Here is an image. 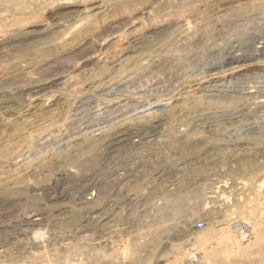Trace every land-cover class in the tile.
I'll use <instances>...</instances> for the list:
<instances>
[{
  "label": "rangeland",
  "instance_id": "374dc122",
  "mask_svg": "<svg viewBox=\"0 0 264 264\" xmlns=\"http://www.w3.org/2000/svg\"><path fill=\"white\" fill-rule=\"evenodd\" d=\"M251 1L254 4L257 1V4L254 5L252 3V5ZM263 6L264 0H248L238 5H230L232 11L229 6L220 10H215L216 8L211 7L208 9L209 13L205 16L209 21L203 18L204 16L201 12V15L199 14L193 17L194 19L196 18L198 22L195 21V23H193L194 20L190 18V22H192V25L190 24L191 26L188 24L183 25L182 22V27H172L168 30L169 32H163V34L159 36L160 40L157 37L152 43L149 42L150 44H147L149 49H146V51L138 50V52L134 51L126 53V55L125 53L123 55L119 54L117 57L115 56L117 53H115V50H119L116 46L124 39V37L122 39L120 38L122 34H127V32L129 33L132 29L134 31L137 29L135 27H138L140 33L138 31L137 34L141 35L142 32L141 29H139L140 24H138V19L135 20L136 26L134 24V26L131 25L130 27H125L126 25L121 26L120 30L107 40L106 50L97 53L96 57L92 55L86 58V60L65 59L66 61L64 60V64L63 60L55 58L57 54L54 53L53 55V52H50L51 48L48 49L47 47H43L42 49L40 46L32 45L30 49L29 45H27L28 42L27 44L24 43L25 45H21V47L18 44H12L15 48L8 44L7 48H4V50L3 47H1L0 66L2 67H0V75H2V73L3 75L0 78V91L2 90V92H0L2 97V99L0 97V106H2L0 107V153L8 151L3 153L4 156L2 153L0 154V264H6L7 262V264H28L36 258L35 253H44L47 251L50 252L49 254L52 258L57 259L58 264H67V262H69L68 264H171L174 260L172 258L180 252L178 247L181 249L185 247L184 252L193 248L190 241L193 237L191 235L192 231H204L208 227L215 230V222H224L225 224V221L227 223L228 220L231 221H229L231 225H234L235 222H239L240 225L243 226V232L247 237L251 234H254L252 236H257L261 231L262 238H264V189L259 190L255 188L254 184L257 183V179H254V175L251 172H245L243 168L246 165V167L249 166L247 168L252 170L253 166L254 169H260V175H262V177L264 175ZM238 7L241 8L238 9ZM250 7H252V10H257H251L253 13L262 12L263 16L261 17L252 12H248ZM243 12L244 14H242ZM198 16L202 18L200 19ZM249 16L251 19H249ZM260 17L262 19H260ZM237 21H239L240 24L242 22L241 27L239 24H237L239 27L237 25H232L231 28L230 26H225L226 23L235 22L234 24H236ZM74 22L75 21H72L71 23ZM124 22L126 21L124 20ZM194 25L196 26L194 27ZM177 27H179V29H177ZM228 28L231 30L229 29L230 31H227ZM173 30L176 31L174 32ZM233 30H235L236 33ZM250 34H252V36ZM227 36L230 38L234 37V39L232 40L231 38L229 41V37ZM210 37L214 40H211ZM239 37H243V42L238 40L240 39ZM246 37H248V39ZM43 39H45V37ZM155 41L157 43H155ZM111 42L113 45L109 44ZM218 44L220 47H218ZM26 45L28 46L27 48L25 47ZM222 46L226 49H222ZM9 48L10 50L17 49L18 51L15 50L12 53V50L10 51ZM28 49L31 51L29 52ZM39 49L42 51L39 53H42L44 58L46 54L47 59L43 57L36 58L37 60L35 59L34 54H38L36 52L40 51ZM181 50L183 53L186 52L183 54L179 52ZM109 51L110 53H108ZM10 52L13 55H10ZM24 52L27 53L25 54ZM170 52H172V54ZM12 56L16 59L13 60ZM181 57H183V59ZM5 58L7 59L5 60ZM178 59L185 60L181 62L180 60L178 61ZM15 60L17 62H14ZM50 61L53 63L51 66ZM186 61L188 64L185 63ZM56 62L58 64L60 62L62 63L59 65L57 64L60 69L56 68L58 67L56 66ZM88 62L90 64H88ZM44 63L48 71L45 68L43 70L42 67L44 66L42 65ZM48 63L49 65L47 66ZM68 63H70L69 67H67ZM25 64H28V66L25 67ZM32 64H34V66ZM39 64L40 66H37ZM66 64L67 66H65ZM86 64L89 66H86ZM243 64L246 66L238 68V66ZM53 65H55L54 68H52ZM84 66H86V68H84ZM78 67L81 68L79 69ZM33 68L36 70H33ZM9 69L12 70L10 71ZM20 69L21 71H19ZM216 69L220 71V74H216ZM28 70L32 72V80L30 79L31 77L29 78L30 75L28 76L27 74ZM42 70L45 71L44 73L48 72V74L42 73ZM81 70L84 73H81ZM22 71L25 72L27 76H25L26 74ZM78 72L80 73L77 75ZM13 73H16L15 75L19 79L16 78ZM41 73L44 76H42ZM37 74L40 76H37ZM6 75L9 79H12H6ZM50 77L53 80H51ZM7 81H11L12 84ZM27 81L30 82L28 83ZM30 83L31 86L29 88L27 86L30 85ZM50 84L51 86H49ZM19 85L22 88H20ZM4 86H6V89ZM12 86H15V88L18 87V89ZM14 89L16 92H14ZM23 90L25 95H23L24 93L21 94ZM39 92H41L40 95ZM12 93H14V95ZM19 94L21 97H19ZM5 96H11L13 99L8 97L5 98ZM22 96H27V98L25 97V99ZM198 97H200V99ZM41 98L44 99V101ZM8 99L12 100L8 101ZM31 99L42 101L41 104H44L43 107H46L41 111L48 114H42V112L39 111L40 108L34 109V112V105L32 106V104H29L31 103ZM25 100L27 101L24 102ZM17 102L18 104L21 102V105L19 104L20 106H18ZM184 102H188L189 105L191 104L192 106H195L197 104L196 102H198L196 105L197 109L194 108L189 110L179 107L176 109L177 112L175 111L176 116L174 114L175 117L172 116L173 119L171 120L169 116L173 108ZM219 103L223 105L220 106ZM55 105L57 107H55ZM51 111H54V113H51ZM146 113L155 117L148 116ZM38 115H40V117ZM165 115L167 116L164 117ZM146 116H148V121L146 120L145 122V119H147ZM10 118H12V120L18 118L20 123L22 118V120H24L22 123H25L24 125L28 123V125L24 126V130L17 131L15 135L11 130L5 127L3 128L2 126V124H9L11 121ZM118 118H120V120ZM139 120H141V122H139ZM150 120L153 122L151 123ZM166 122L168 123L166 124ZM116 125L120 128H117ZM106 130L107 132H105ZM182 130L184 132H182ZM3 131L6 133H3ZM96 132H99V134ZM91 137H93V139L95 137L97 139L103 137L102 146L104 147L102 148L101 146L100 150L96 153V156H98V163L95 166L92 167L91 165V168H88L90 164H86V168L81 167L80 169V167H76V160L81 157L82 150L90 141L89 138ZM188 140L189 142L191 140L190 143L195 145L196 152L194 154L188 153L184 155L183 153L186 151L183 149V146L187 144L186 142ZM199 144H201V146ZM225 145L227 147H225ZM257 147L259 148L257 149ZM231 148L234 150L231 151ZM228 152L230 154H228ZM46 159L48 160L46 161ZM33 160L36 161L34 162ZM70 163L72 164L70 165ZM244 163L245 165H243ZM247 163H249V165H247ZM39 164H41L43 170H41ZM36 165H38V168ZM34 166L36 168H34ZM51 166L54 168L51 169ZM75 169L77 170L75 171ZM189 170H191V172ZM193 170H195L194 173L192 172ZM238 171L241 172L239 173ZM195 172H198L199 175ZM43 174L45 176H43ZM30 175L31 177H29ZM22 177H26L27 179V185L24 186L28 190L26 197H12L3 192L4 186H12L16 183L15 181H17V179L20 180ZM9 178L13 180L10 179V181ZM256 185H258V183ZM37 186H39V188ZM132 186L137 187V189L132 188ZM205 186L207 188H205ZM28 188L30 191L33 190L34 192H30ZM34 198L37 199V203L33 201ZM184 199L186 201H184ZM177 202H179V204ZM33 203L39 206L37 205V207ZM212 211L214 213H212ZM161 220H164V222ZM40 222H42V224ZM252 236L251 238H253ZM210 245H212L211 248L216 247L213 241L209 246ZM199 251H197V253H199ZM39 264L46 263L40 262ZM182 264H198V262L193 259L185 258ZM205 264H207L206 260Z\"/></svg>",
  "mask_w": 264,
  "mask_h": 264
},
{
  "label": "bare ground",
  "instance_id": "6f19581e",
  "mask_svg": "<svg viewBox=\"0 0 264 264\" xmlns=\"http://www.w3.org/2000/svg\"><path fill=\"white\" fill-rule=\"evenodd\" d=\"M246 1H248V0H0V48L1 47H3V50H4V48H7V45L8 44H10V45H12V44H18V45H20V47H21V45H25L24 43H26L27 44V42H28V44L27 45H29V47L30 46H32V45H36V46H40V47H42V49H43V47L45 48V47H47L48 49H50L51 48V50H50V52H53V55H54V53L55 54H57L56 55V57L55 56H53V57H55V58H57V59H59V60H63V62H64V60L66 59H69V60H73V59H85L86 60V58H89V57H91L92 55H95L94 57H96V54L97 53H99V52H103L104 50H106L107 49V47H106V45H107V40L110 38V37H112L117 31H119L120 30V27L121 26H125V27H127V26H131V25H135L136 26V24H135V20H139V23L138 24H140V26H139V29H141V35H138L137 33H138V31H139V33H140V30H138V27H135V28H137L136 30H134L133 31V29H132V31H129V33L127 32V34L125 33L124 35L122 34V36L120 37L121 39L124 37V39L123 40H121V43H119V44H117V48H119V50L117 49V50H115V53H116V57H117V55H119V54H121V55H123L124 53H125V55H126V53H131V52H138V50H145L146 51V49H149V47L147 46V44L149 43V42H153L157 37L159 38V36H160V34H163V32H165V31H168L169 29H171L172 27L173 28H176V26H181L182 24L183 25H190L192 22H190L191 21V19L190 18H192L193 20H194V22L193 23H195V21L196 22H198L197 21V19L195 20L193 17L194 16H196V15H199L201 12H202V14H203V18H206L205 16H207V14L209 13V8H211V7H214V8H216L215 10H220V9H222V8H224V7H227V6H229V8H230V5H233V4H241V2H246ZM260 1V0H259ZM255 2V1H254ZM249 3H250V1H249ZM253 2L251 1V4H252ZM261 3V2H260ZM254 4V3H253ZM252 4V5H253ZM255 4H257V1H256V3ZM254 4V5H255ZM244 5V4H243ZM233 7H235V6H233ZM248 7V6H247ZM253 7V6H252ZM252 7H250L249 9V11L248 12H252L253 10L251 9ZM255 7V6H254ZM241 7H238V9H240ZM244 9H246L245 7H243ZM257 8V7H256ZM263 8H264V6H263ZM201 9H202V11H201ZM204 9V10H203ZM231 9V8H230ZM248 9V8H247ZM235 10V9H234ZM252 10V11H251ZM262 10V9H261ZM231 11H232V9H231ZM254 11H257V10H254ZM259 11V10H258ZM224 12V11H223ZM235 12V11H234ZM233 12V13H234ZM213 13V12H212ZM249 13V14H250ZM253 13V12H252ZM236 14V13H235ZM242 14H244V12L242 13ZM248 14V13H247ZM253 14H257V15H259V16H263V13L262 12H257V13H253ZM137 15H139V16H137ZM201 15V14H200ZM228 15H229V13H228ZM257 15H256V17H257ZM222 16V15H221ZM225 16H227V15H225ZM224 16V17H225ZM246 16V15H245ZM251 16V15H250ZM250 16H249V19H251L250 18ZM136 17H138V18H136ZM199 18H200V16H198ZM212 17V16H211ZM224 17H222V18H224ZM238 17V16H237ZM236 17V18H237ZM254 17V16H253ZM260 17V19H262ZM120 18V19H119ZM122 18V19H121ZM202 18V17H201ZM200 18V19H201ZM259 18V17H258ZM119 19V20H118ZM200 19H198V20H200ZM208 18H206V20H207ZM124 20L126 21V22H124ZM204 20V19H203ZM256 20V19H255ZM72 21H75L74 23H71ZM202 21V20H201ZM208 21H209V19H208ZM214 21V20H213ZM220 21V20H219ZM236 21V20H235ZM248 21V20H247ZM183 22V23H182ZM233 22V21H232ZM230 23L229 22V24L228 23H226L225 24V26L226 27H229L230 26V28L232 27V25H237V24H239L240 25V27H241V24H242V22H241V24H240V22L239 21H237L236 22V24H234V23ZM246 22V21H245ZM252 22V21H251ZM67 23V24H66ZM182 23V24H181ZM253 23V22H252ZM259 23V22H258ZM243 24H245V23H243ZM254 24V23H253ZM260 24V23H259ZM263 24H264V22H263ZM262 24V25H263ZM133 25V26H134ZM192 25V24H191ZM190 25V26H191ZM205 25V24H204ZM224 25V24H223ZM196 25H194V27H195ZM200 26V25H199ZM224 26V27H225ZM238 26V25H237ZM246 26V25H245ZM251 26V25H250ZM261 26V25H260ZM182 27V26H181ZM189 27V26H188ZM187 27V28H188ZM202 27V26H201ZM224 27H223V29H224ZM239 27V26H238ZM237 27V28H238ZM243 27H244V25H243ZM124 28V27H123ZM184 28H185V26H184ZM203 28V27H202ZM214 28V27H213ZM220 28V27H219ZM230 28H228V30L227 31H230L231 29ZM122 29V28H121ZM128 29V28H127ZM177 29H179V27H177ZM190 29H192V28H190ZM205 29V28H204ZM230 29V30H229ZM235 29H236V27H235ZM243 29V28H242ZM249 29V28H248ZM131 30V29H130ZM189 30V29H188ZM187 30V31H188ZM194 30V29H193ZM203 30V29H202ZM206 30V29H205ZM244 30V29H243ZM247 30V29H246ZM174 31V30H173ZM176 31V30H175ZM174 31V32H175ZM190 31V30H189ZM192 31V30H191ZM215 31V30H214ZM234 32H235V30H233ZM248 31V30H247ZM250 31H251V29H250ZM169 32V31H168ZM181 32V31H180ZM225 32V31H224ZM179 33V32H178ZM192 33V32H191ZM226 33V32H225ZM236 33V32H235ZM235 33H233V34H235ZM252 33V32H251ZM136 34V35H135ZM165 34V33H164ZM168 34V33H167ZM180 34H182V33H180ZM193 34V33H192ZM206 34V33H205ZM215 34V33H214ZM219 34V33H218ZM228 34H229V36H230V33L228 32ZM246 34V33H245ZM263 34V33H262ZM134 35V36H133ZM183 35V34H182ZM251 36H252V34H250ZM214 36V35H213ZM217 36V35H216ZM226 36V35H225ZM229 36H227V37H229ZM234 36V35H233ZM45 37V39H43ZM126 37V38H125ZM162 37V36H161ZM167 37V36H166ZM176 37V36H175ZM179 37V36H178ZM191 37V36H190ZM195 37V36H194ZM224 37V36H223ZM168 38V37H167ZM171 38V37H170ZM181 38V37H180ZM197 38H201V37H197ZM196 38V39H197ZM232 38V40L234 39V37H231ZM230 37H229V41H230V39H231ZM238 38V37H237ZM240 39H238L239 41H242V38L241 37H239ZM247 39H248V37H246ZM256 38H257V36H256ZM43 39V40H42ZM190 39V38H189ZM210 39H211V37H210ZM158 40V39H157ZM159 40H160V38H159ZM166 40V39H165ZM177 40V39H176ZM181 40V39H180ZM199 40V39H198ZM197 40V41H198ZM203 40V39H202ZM211 40H214V39H211ZM216 40V39H215ZM231 40V41H232ZM167 41V40H166ZM193 41V40H192ZM247 41V40H246ZM251 41V40H250ZM170 42V41H169ZM179 42V41H178ZM187 42V41H186ZM222 42V41H221ZM243 42V41H242ZM123 43V44H122ZM155 43H157L156 41H155ZM163 43V42H162ZM208 43H210V42H208ZM216 43V42H215ZM218 43V42H217ZM255 43V42H254ZM109 44H111V45H113V43L111 42V43H109ZM114 44H116V43H114ZM144 44H145V46H144ZM150 44V43H149ZM193 44V43H192ZM199 44V43H198ZM197 44V45H198ZM220 44H222V43H220ZM226 44H227V42H226ZM229 44V43H228ZM25 46L26 48L28 47V46ZM152 45V44H151ZM158 45V44H157ZM174 45V44H173ZM207 45H209V44H207ZM219 45V44H218ZM224 45V44H223ZM6 46V47H5ZM13 47H14V45H12ZM12 46H11V48H12ZM33 46V47H34ZM109 46V45H108ZM150 46V45H149ZM153 46V45H152ZM232 46V45H231ZM247 46V45H246ZM110 47V46H109ZM151 47V46H150ZM218 47H220V45L218 46ZM225 47V46H224ZM233 47V46H232ZM240 47V46H239ZM248 47V46H247ZM15 48V47H14ZM13 48V49H14ZM17 48H18V46H17ZM112 48H113V46H112ZM173 48V47H172ZM185 48V47H184ZM228 48V47H227ZM263 48V47H262ZM19 49V48H18ZM21 49V48H20ZM30 49H31V47H30ZM33 49V48H32ZM109 49V48H108ZM116 49V48H115ZM151 49V48H150ZM169 49V48H168ZM217 49V48H216ZM219 49V48H218ZM221 49V48H220ZM222 49H226V48H223V46H222ZM9 50H10V48H9ZM12 50V49H11ZM10 50V51H11ZM15 50H17V49H15ZM15 50H12V53L15 51ZM27 50V49H26ZM29 50V49H28ZM40 50V49H39ZM188 50V49H187ZM195 50V49H194ZM205 50V49H204ZM212 50V49H211ZM215 50V49H214ZM242 50V49H241ZM0 51H2L1 49H0ZM6 51V50H5ZM18 51V50H17ZM21 51H22V49H21ZM31 50H29V52H30ZM32 51H34V50H32ZM49 51V50H48ZM112 51V50H111ZM167 51V50H166ZM171 51V50H170ZM225 51V50H224ZM227 51V50H226ZM239 51V50H238ZM247 51V50H246ZM4 52V51H3ZM28 52V53H29ZM39 52H42L41 50L40 51H38V52H36V53H38V54H34V56H35V59L36 58H39V57H43L44 58V56H42V53H39ZM113 52H114V50H113ZM140 52V51H139ZM175 52V51H174ZM179 52H182V50L181 51H179ZM186 52V51H185ZM184 52V53H185ZM203 52V51H202ZM259 52H260V50H259ZM262 52V51H261ZM5 53V52H4ZM9 53V52H8ZM8 53H7V55H8ZM19 53H22V52H19ZM25 54L27 53V52H24ZM108 53H110V51L108 52ZM158 53V52H157ZM171 54H172V52H170ZM183 53V52H182ZM183 53V54H184ZM197 53V52H196ZM213 53V52H212ZM232 53V52H231ZM230 53V54H231ZM240 53V52H239ZM246 53V52H245ZM6 54V53H5ZM23 54V53H22ZM106 54V53H105ZM155 54H156V52H155ZM177 54V53H176ZM202 54V53H201ZM234 54V53H233ZM241 54V53H240ZM1 55H2V53H1ZM10 55H13V54H11V52H10ZM108 55V54H107ZM109 55H111V54H109ZM228 55V54H227ZM226 55V56H227ZM239 55V54H238ZM3 56V55H2ZM26 56H28V55H26ZM25 56V57H26ZM103 56V55H102ZM178 56V55H177ZM198 56V55H197ZM231 56V55H230ZM245 56V55H244ZM263 56V55H262ZM107 57H109V56H107ZM160 57V56H159ZM190 57V56H189ZM0 58H1V56H0ZM4 58V57H3ZM12 58H13V60L14 59H16V58H14L13 56H12ZM12 58H11V61H12ZM24 58V57H23ZM26 58H28V57H26ZM45 58H46V54H45ZM44 58V59H45ZM112 58V57H111ZM178 58V57H177ZM182 59H183V57H181ZM211 58H213V57H211ZM239 58V57H238ZM241 58V57H240ZM7 58H5V60H6ZM18 59H19V57H18ZM25 59V58H24ZM23 59V60H24ZM47 59V58H46ZM50 59V58H49ZM98 59V58H97ZM145 59V58H144ZM167 59V58H166ZM180 60V59H178V61L180 60L181 62L182 61H184V60ZM194 59V58H193ZM197 59V58H196ZM223 59V58H222ZM227 59V58H226ZM229 59V58H228ZM20 60V59H19ZM22 60V61H23ZM29 60V59H28ZM37 60V59H36ZM36 60H34V61H36ZM40 60H41V58H40ZM65 60V61H66ZM90 60H92V59H90ZM95 60V59H94ZM105 60V59H104ZM107 60V59H106ZM110 60V59H109ZM171 60V59H170ZM239 60H241V59H239ZM25 61H27V60H25ZM53 61V60H52ZM101 61V60H100ZM224 61V60H223ZM5 62V61H4ZM14 62H17L16 60L14 61ZM38 62H39V60H38ZM41 62V61H40ZM43 62V61H42ZM59 62V61H58ZM90 62V61H89ZM88 62V64H90V63H93L92 61L89 63ZM123 62V61H122ZM127 62V61H126ZM31 63V62H30ZM29 63V64H30ZM32 63H35V62H32ZM55 63V62H54ZM61 63V62H60ZM59 63V64H60ZM67 63V62H66ZM71 63V62H70ZM70 63H68V66H67V64L65 65V66H67V67H69V64ZM76 63V62H75ZM185 63H187V61L185 62ZM209 63V62H208ZM218 63H220V62H218ZM242 63V62H241ZM244 63V62H243ZM0 64H1V59H0ZM17 64V63H16ZM42 64V63H41ZM51 64H53V63H51V61H50V66H51ZM58 63L56 62V66H58L57 65ZM62 64V63H61ZM64 64H65V62H64ZM88 64H86V66L88 65ZM98 64V63H97ZM168 64V63H167ZM188 64V63H187ZM203 64V63H202ZM14 65H15V63H14ZM22 65V64H21ZM26 65V64H25ZM33 66H34V64H32ZM31 65V66H32ZM46 64L44 63L42 66H44V67H42L43 68V70H44V68L46 67L45 66ZM49 65V63L47 64V66ZM73 65H76V64H73ZM82 65V64H81ZM93 65H95V64H93ZM102 65V64H101ZM160 65V64H159ZM181 65H182V63H181ZM192 65V64H191ZM207 65H210V64H207ZM220 65V64H219ZM218 65V66H219ZM17 66V65H16ZM22 66H24V65H22ZM28 66V64L25 66V67H27ZM37 66H40V64L39 65H37ZM37 66H35V67H37ZM49 66V67H50ZM54 66L55 65H53V67L52 68H54ZM86 66H84V68H86ZM89 66V65H88ZM91 66V65H90ZM104 66H105V64H104ZM177 66V65H176ZM188 66V65H187ZM202 66V65H201ZM206 66V65H205ZM215 66V65H214ZM222 66V65H221ZM235 66V65H234ZM243 66H246L245 64H243V65H240V66H238V68H241V67H243ZM262 66V65H261ZM0 67H2V66H0ZM11 67V66H10ZM18 67V66H17ZM30 67V66H29ZM48 67V68H49ZM63 67V66H62ZM102 67V66H101ZM210 67V66H209ZM5 68V67H4ZM12 68H13V64H12ZM24 68V67H23ZM40 68V67H39ZM56 68H59V66L58 67H56ZM55 68V69H56ZM74 68H75V66H74ZM74 68H72V69H74ZM79 68V67H78ZM81 68V67H80ZM79 68V69H80ZM89 68V67H88ZM158 68V67H157ZM175 68V67H174ZM185 68H186V66H185ZM246 68V67H245ZM6 69V68H5ZM15 69H16V67H15ZM25 69V68H24ZM41 69V68H40ZM40 69H39V71H40ZM46 69V68H45ZM50 69H51V67H50ZM54 69V70H55ZM60 69V68H59ZM63 69V68H62ZM223 69V68H222ZM2 70V69H1ZM10 71L12 70V69H9ZM23 70V69H22ZM30 70V69H29ZM29 70H28V76H29V78L32 80V76H31V74H32V72H29ZM31 70H32V68H31ZM33 70H36V69H34L33 68ZM38 70V69H37ZM42 70V71H43ZM47 70V69H46ZM66 70V69H65ZM70 70V69H69ZM83 70V69H82ZM81 70V73L83 72ZM89 70V69H88ZM99 70V69H98ZM162 70V69H161ZM3 71V70H2ZM19 71H21V69L19 70ZM39 71H38V73H39ZM48 71V70H47ZM51 71V70H50ZM57 71H58V69H57ZM80 71V70H79ZM92 71H93V68H92ZM185 71V70H184ZM4 72V71H3ZM13 72H14V70H13ZM18 72V71H17ZM23 72V71H22ZM45 71H43L42 73H44ZM55 72H56V70H55ZM73 72V71H72ZM117 72V71H116ZM125 72V71H124ZM190 72V71H189ZM202 72V71H201ZM215 72V71H214ZM216 74H220V71L219 70H217L216 69ZM240 72V71H239ZM23 73H25V72H23ZM42 73H41V75H42ZM53 73V72H52ZM69 73H70V71H69ZM76 73V72H75ZM80 72H78L77 73V75L79 74ZM84 73V72H83ZM100 73V72H99ZM114 73V72H113ZM112 73V74H113ZM159 73V72H158ZM185 73V72H184ZM198 73V72H197ZM8 74H9V72H8ZM14 74V73H13ZM16 74V73H15ZM14 74V75H15ZM26 74V73H25ZM27 74L25 75V76H27ZM44 74H48V72L47 73H44ZM58 74V73H57ZM72 74V73H71ZM134 74V73H133ZM136 74V73H135ZM152 74V73H151ZM155 74H157V73H155ZM174 74V73H173ZM172 74V75H173ZM176 74H177V72H176ZM188 74V73H187ZM190 74V73H189ZM2 75H3V73H2ZM2 75H0V78H1V76ZM34 75V74H33ZM54 75V74H53ZM60 75V74H59ZM66 75V74H65ZM70 75V74H69ZM84 75V74H83ZM95 75V74H94ZM107 75V74H106ZM146 75V74H145ZM202 75V74H201ZM9 76V75H8ZM13 76V75H12ZM16 76V75H15ZM24 76V77H25ZM37 76H40V75H38L37 74ZM42 76H44V75H42ZM47 76V75H46ZM58 76V75H57ZM62 76V75H61ZM60 76V77H61ZM75 76V75H74ZM80 76H81V74H80ZM79 76V77H80ZM103 76V75H102ZM131 76V75H130ZM144 76V75H143ZM148 76V75H147ZM181 76V75H180ZM220 76V75H219ZM11 77V76H10ZM34 77V76H33ZM35 77H36V73H35ZM34 77V78H35ZM83 77V76H82ZM104 77V76H103ZM132 77V76H131ZM2 78H5V77H2ZM8 77H7V75H6V79H7ZM15 78V77H14ZM13 78V79H14ZM16 78H18L17 76H16ZM26 78V77H25ZM24 78V79H25ZM28 78V77H27ZM33 78V79H34ZM51 78V77H50ZM77 78V77H76ZM144 78V77H143ZM151 78V77H150ZM169 78V77H168ZM10 79H12V78H10ZM9 78H8V80H10ZM19 79V78H18ZM22 79H23V77H22ZM45 79V78H44ZM62 79V78H61ZM66 79V78H65ZM64 79V80H65ZM88 79V78H87ZM137 79V78H136ZM1 80V79H0ZM20 80H21V76H20ZM25 80H27V79H25ZM29 80V79H28ZM39 80H40V77H39ZM51 80H53L52 78H51ZM58 80V79H57ZM73 80V79H72ZM72 80H70V81H72ZM75 80V79H74ZM82 80H83V78H82ZM81 80V81H82ZM108 80V79H107ZM130 80V79H129ZM144 80V79H143ZM19 81V80H18ZM17 81V82H18ZM66 81V80H65ZM78 81H79V79H78ZM104 81V80H103ZM134 81V80H133ZM146 81V80H145ZM168 81H170V80H168ZM177 81V80H176ZM2 82H3V80H2ZM7 82H9V81H7ZM11 82V81H10ZM9 82V83H10ZM13 82H14V80H13ZM28 82V81H27ZM30 82V81H29ZM28 82V83H29ZM35 82V81H34ZM44 82V81H43ZM63 82V81H62ZM77 82V81H76ZM80 82V81H79ZM22 83H23V81H22ZM21 83V84H22ZM32 83V82H31ZM31 83H30V85H25V86H27V87H29L30 88V86H31ZM42 83V82H41ZM52 83V82H51ZM55 83H56V81H55ZM78 83V82H77ZM108 83V82H107ZM130 83V82H129ZM132 83V82H131ZM179 83V82H178ZM177 83V84H178ZM4 84V83H3ZM11 84H12V82H11ZM15 84V83H14ZM25 84V83H24ZM32 84H34V83H32ZM37 84V83H36ZM43 84V83H42ZM69 84H71V83H69ZM73 84V83H72ZM174 84H176V83H174ZM8 85H10V84H8ZM62 85V84H61ZM108 85V84H107ZM168 85V84H167ZM20 86V85H19ZM24 86V85H23ZM36 86V85H35ZM34 86V87H35ZM49 86H51V84L49 85ZM84 86V85H83ZM88 86V85H87ZM173 86V85H172ZM175 86V85H174ZM5 87V89H6V86H4ZM13 87V86H12ZM11 87V88H12ZM26 87V88H27ZM33 87V86H32ZM31 87V88H32ZM41 87V86H40ZM43 87H44V85H43ZM79 87V86H78ZM13 88H15V86L13 87ZM20 88H22L21 86H20ZM24 88V87H23ZM25 88V89H26ZM39 88V87H38ZM68 88V87H67ZM74 88V87H73ZM82 88V87H81ZM80 88V89H81ZM15 89H18V87L17 88H15ZM14 89V90H15ZM37 89V88H36ZM169 89V88H168ZM171 89V88H170ZM187 89V88H186ZM13 90V89H12ZM21 90V89H20ZM34 90V89H33ZM59 90V89H58ZM63 90H64V88H63ZM75 90V89H74ZM82 90V89H81ZM5 91V90H4ZM19 91V90H18ZM0 92H2V90L0 91ZM6 92V91H5ZM11 92V91H10ZM14 92H16V90L14 91ZM29 92V91H28ZM109 92V91H108ZM166 92V91H165ZM169 92V91H168ZM19 93H20V91H19ZM24 93V90H23V92L21 93V94H23ZM38 93V92H37ZM40 93L41 92H39V95H40ZM70 93V92H69ZM8 94H9V92H8ZM13 95H14V93H12ZM28 94V93H27ZM31 94V93H30ZM83 94V93H82ZM257 94V93H256ZM23 95H25V93L23 94ZM35 95H37V94H35ZM160 95H162V94H160ZM206 95V94H205ZM255 95V94H254ZM3 96H4V94H3ZM259 96V95H258ZM0 97H1V95H0ZM8 97V96H7ZM6 96H5V98H7ZM19 97H21L20 96V94H19ZM22 97H26L27 98V96H22ZM92 97V96H91ZM210 97V96H209ZM256 97H257V95H256ZM260 97V96H259ZM8 98H12L11 96L10 97H8ZM24 98H22V99H24ZM25 98V99H26ZM43 98V97H42ZM41 98V99H42ZM50 98V97H49ZM93 98V97H92ZM95 98V97H94ZM199 99H200V97H198ZM249 98V97H248ZM1 99H2V97H1ZM3 99H4V97H3ZM13 99V98H12ZM12 99H8V101L9 100H12ZM19 99H21V98H19ZM64 99V98H63ZM96 99V98H95ZM163 99V98H162ZM174 99V98H173ZM201 99H202V97H201ZM235 99V98H234ZM252 99V98H251ZM14 100H15V98H14ZM43 101H44V99H42ZM65 100V99H64ZM90 100V99H89ZM183 100V99H182ZM226 100V99H225ZM254 100V99H253ZM257 100V99H256ZM27 100H25L24 102H26ZM48 101V100H47ZM185 101V100H184ZM216 101V100H215ZM238 101V100H237ZM239 101H240V99H239ZM242 101V100H241ZM244 101V100H243ZM259 101V100H258ZM2 102V101H1ZM4 102V101H3ZM23 102V103H24ZM31 103H29V104H32V106L34 105V108H33V110L34 109H37V108H40L39 109V111H43V108L44 107H46V106H44L43 107V105L41 104V102L39 101V100H37V99H31V101H30ZM82 102V101H81ZM86 102V101H85ZM199 102V101H198ZM198 102H196L197 104H198ZM214 102V101H213ZM227 102V101H226ZM245 102V101H244ZM252 102V101H251ZM261 102H262V100H261ZM13 103V102H12ZM68 103V102H67ZM116 103V102H115ZM212 103V102H211ZM216 103V102H215ZM222 103V102H221ZM230 103V102H229ZM248 103V102H247ZM255 103H256V101H255ZM17 104H18V102H17ZM19 104L21 105V102H19ZM18 104V106H20ZM46 104V103H45ZM70 104V103H69ZM82 104V103H81ZM80 104V105H81ZM96 104V103H95ZM117 104V103H116ZM179 104V103H178ZM193 104V103H192ZM196 104V105H197ZM218 104V103H217ZM220 104V103H219ZM249 104V103H248ZM262 104H263V102H262ZM261 104V105H262ZM196 105L195 106H192L191 104L189 105V103L188 102H184V103H180L179 105H176L174 108H173V110H172V112H171V114H170V118H171V120L173 119V117L172 116H174V114H175V111L177 112V108H179V107H181V108H187V109H189V110H192V109H194V108H196ZM207 105V104H206ZM205 105V106H206ZM221 105H223V104H220V106ZM257 105H259V104H257ZM15 106V105H14ZM86 106V105H85ZM92 106V105H91ZM100 106H102V105H100ZM119 106V105H118ZM190 106H192V107H190ZM213 106V105H212ZM233 106V105H232ZM0 107H2V106H0ZM55 107H57L56 105H55ZM77 107H78V105H77ZM84 107V106H83ZM97 107V106H96ZM99 107V106H98ZM215 107V106H214ZM228 107V106H227ZM249 107V106H248ZM258 107V106H257ZM21 108V107H20ZM31 108V107H30ZM29 108V109H30ZM81 108V107H80ZM90 108V107H89ZM180 108V109H181ZM218 108V107H217ZM254 108V107H253ZM46 109V108H45ZM62 109V108H61ZM108 109V108H107ZM187 109H185V110H187ZM197 109V108H196ZM195 109V110H196ZM203 109V108H202ZM229 109V108H228ZM246 109V108H245ZM26 110H27V108H26ZM47 110V109H46ZM52 110V109H51ZM93 110V109H92ZM112 110V109H111ZM169 110V109H168ZM181 110H183V109H181ZM218 110V109H217ZM241 110V109H240ZM264 110V109H263ZM10 111V110H9ZM29 111V110H28ZM28 111H26V112H28ZM41 111V112H42ZM56 111V110H55ZM77 111V110H76ZM83 111V110H82ZM109 111V110H108ZM117 111V110H116ZM150 111V110H149ZM161 111V110H160ZM226 111V110H225ZM234 111H235V109H234ZM233 111V112H234ZM249 111H251V110H249ZM32 112V111H31ZM30 112V113H31ZM34 112H35V110H34ZM38 112V111H37ZM54 113V111H51V113ZM78 112V111H77ZM112 112V111H111ZM147 112V111H146ZM211 112V111H210ZM227 112V111H226ZM236 112V111H235ZM240 112V111H239ZM253 112V111H252ZM252 112H250V113H252ZM8 113V112H7ZM158 113V112H157ZM192 113V112H191ZM232 113V112H231ZM246 113V112H245ZM11 114H13V113H11ZM27 114V113H26ZM32 114L34 115V113L32 112ZM42 114H46V113H44V112H42ZM48 114V113H47ZM46 114V115H47ZM50 114V113H49ZM88 114V113H87ZM96 114V113H95ZM111 114V113H110ZM143 114V113H142ZM258 114V113H257ZM256 114V115H257ZM19 115V114H18ZM24 115V114H23ZM36 115V114H35ZM46 115H44V116H46ZM75 115V114H74ZM78 115V114H77ZM91 115V114H90ZM112 115H113V113H112ZM143 115H145V114H143ZM146 115H148L147 113H146ZM154 115V114H153ZM157 115V114H156ZM169 115V114H168ZM189 115V114H188ZM235 115V114H234ZM245 115V114H244ZM247 115V114H246ZM252 115V114H251ZM255 115V114H254ZM259 115V114H258ZM17 116V115H16ZM28 116V115H27ZM26 116V117H27ZM30 116H32V115H30ZM37 116V115H36ZM39 117H40V115H38ZM51 116V115H50ZM55 116V115H54ZM95 116V115H94ZM93 116V117H94ZM96 116H98V115H96ZM148 116H152L151 114L150 115H148ZM148 116H146V118L148 117ZM159 116V115H158ZM157 116V117H158ZM167 115H165L164 117H166ZM175 116H176V114H175ZM174 116V117H175ZM233 116V115H232ZM5 117V116H4ZM42 117V116H41ZM89 117V116H88ZM153 117V116H152ZM155 117V116H154ZM153 117V118H154ZM156 117V118H157ZM161 117V116H160ZM159 117V118H160ZM178 117V116H177ZM242 117V116H241ZM19 118V117H18ZM13 119L12 120V118H10L11 119V121H13V122H11L10 121V123L9 124H2V126H3V128L5 127V128H7V129H9V130H11L13 133H15V135L17 134L16 132L17 131H22V130H24L23 128H25L24 126H27L28 125V123H27V125H24L25 123H22V122H24V120H22V118H21V123L18 121L19 119ZM45 118V117H44ZM53 118V117H52ZM86 118V117H85ZM117 118V117H116ZM137 118H138V116H137ZM151 118V117H150ZM149 118V119H150ZM168 118V117H167ZM207 118V117H206ZM261 118V117H260ZM24 119H25V117H24ZM30 119V118H29ZM32 119V118H31ZM38 119V118H37ZM90 119V118H89ZM119 120H120V118H118ZM256 119V118H255ZM28 120V119H27ZM34 120V119H33ZM43 120V119H42ZM83 120V119H82ZM111 120H113V119H111ZM110 120V121H111ZM142 120V119H141ZM141 120H139V122H141ZM146 120L148 121V118L147 119H145V122H146ZM153 120V119H152ZM170 120V121H171ZM179 120V119H178ZM189 120V119H188ZM195 120V119H194ZM238 120V119H237ZM250 120V119H249ZM4 121V120H3ZM26 121V120H25ZM34 121H37L36 119L34 120ZM47 121V120H46ZM45 121V122H46ZM81 121V120H80ZM88 121V120H87ZM87 121H86V123H87ZM128 121V120H127ZM126 121V122H127ZM170 121H168V122H170ZM183 121V120H182ZM185 121V120H184ZM192 121V120H191ZM228 121V120H227ZM5 122V121H4ZM32 122V121H31ZM30 122V123H31ZM77 122V121H76ZM136 122V121H135ZM144 122V121H143ZM145 122H144V124H145ZM150 122H151V120H150ZM153 122V121H152ZM151 122V123H152ZM168 122H166V124L168 123ZM195 122V121H194ZM246 122V121H245ZM6 123V122H5ZM48 123V122H47ZM85 123V122H84ZM83 123V124H84ZM110 123H112V122H110ZM115 123V122H114ZM117 123V122H116ZM125 123V122H124ZM189 123H192V122H189ZM32 124V123H31ZM42 124V123H41ZM80 124V123H79ZM88 124V123H87ZM86 124V125H87ZM113 124V123H112ZM119 124H120V122H119ZM175 124V123H174ZM174 124H173V126H174ZM33 125V124H32ZM32 125H30V126H32ZM37 125H38V123H37ZM93 125V124H92ZM151 125V124H150ZM163 125V124H162ZM189 125V124H188ZM193 125H194V123H193ZM7 126V127H6ZM117 126V125H116ZM122 126V125H121ZM172 126V127H173ZM184 126H185V124H184ZM246 126V125H245ZM29 127V126H28ZM35 127V126H34ZM42 127V126H41ZM157 127V126H156ZM165 127V126H164ZM191 127H193V126H191ZM37 128V127H36ZM35 128V129H36ZM47 128V127H46ZM105 128V127H104ZM117 128H120V127H118L117 126ZM116 128V129H117ZM174 128H175V126H174ZM173 128V129H174ZM126 129V128H125ZM129 129V128H128ZM172 129V128H171ZM194 129V128H193ZM192 129V130H193ZM227 129V128H226ZM27 130V129H26ZM111 130V129H110ZM189 130V129H188ZM250 130V129H249ZM6 131H8V130H6ZM174 131V130H173ZM190 131V130H189ZM205 131V130H204ZM9 132V131H8ZM88 132V131H87ZM105 132H107V130L105 131ZM121 132H122V130H121ZM165 132V131H164ZM168 132H170V131H168ZM175 132V131H174ZM173 132V133H174ZM182 132H184L183 130H182ZM193 132V131H192ZM194 132H195V130H194ZM3 133H6V132H4L3 131ZM20 133V132H19ZM22 133V132H21ZM70 133V132H69ZM73 133V132H72ZM86 133V132H85ZM96 133H98L99 134V132H96ZM118 133V132H117ZM173 133H171V134H173ZM176 133V132H175ZM198 133H199V131H198ZM10 134V133H9ZM8 134V135H9ZM12 134V133H11ZM80 134H81V132H80ZM79 134V135H80ZM103 134H105V133H103ZM122 134V133H121ZM170 134V135H171ZM190 134H191V132H190ZM207 134V133H206ZM222 134V133H221ZM13 135V134H12ZM71 135V134H70ZM97 135V134H96ZM107 135V134H106ZM118 135V134H117ZM179 135V134H178ZM186 135V134H185ZM193 135V134H192ZM196 135V134H195ZM199 135V134H198ZM4 136V135H3ZM47 136V135H46ZM69 136V135H68ZM76 136H78V135H76ZM103 136V135H102ZM189 136V135H188ZM45 137V136H44ZM98 137V136H97ZM104 137H105V135H104ZM154 137V136H153ZM178 137V136H177ZM194 137V136H193ZM8 138V137H7ZM14 138V137H13ZM65 138V137H64ZM96 138V137H95ZM93 139V137H91V138H89L90 139V141L87 143V145L83 148V150H82V153H81V155L80 154H77V155H80L81 157H79V159H77L76 160V163H77V166L76 167H80V169H81V167L82 168H84L85 167V165L86 164H90V167L88 166V168H91V165H92V167L93 166H95L98 162H97V160H98V156H96V153H97V151L98 150H100V147L103 145L102 143H103V137L102 138H96V139ZM112 138V137H111ZM157 138V137H156ZM160 138V137H159ZM172 138V137H171ZM183 138V137H182ZM195 138V137H194ZM264 138V137H263ZM5 139V138H4ZM42 139V138H41ZM68 139V138H67ZM71 139V138H70ZM106 139V138H105ZM188 139V138H187ZM12 140V139H11ZM49 140V139H48ZM111 140V139H110ZM113 140V139H112ZM140 140H141V138H140ZM193 140V139H192ZM72 141V140H71ZM109 141V140H108ZM118 141V140H117ZM142 141V140H141ZM162 141H164V140H162ZM167 141V140H166ZM165 141V142H166ZM47 142V141H46ZM81 142V141H80ZM127 142V141H126ZM144 142V141H143ZM169 142V141H168ZM190 142H191V140H190ZM189 142V140L186 142L187 144H185L184 146H183V149L187 152H185V153H183L184 155H186V154H188V153H195L196 151H195V145H193V143H190ZM194 142V141H193ZM3 143V142H2ZM37 143H38V141H37ZM51 143V142H50ZM78 143V142H77ZM105 143V142H104ZM167 143V142H166ZM172 143V142H171ZM184 143V142H183ZM195 143V142H194ZM200 143V142H199ZM228 143V142H227ZM250 143H251V141H250ZM254 143V142H253ZM262 143V142H261ZM260 143V144H261ZM44 144V143H43ZM138 144V143H137ZM143 144V143H142ZM141 144V145H142ZM145 144V143H144ZM163 144H165V143H163ZM197 144V143H196ZM229 144V143H228ZM232 144V143H231ZM256 144H258V143H256ZM40 145V144H39ZM78 145V144H77ZM81 145V144H80ZM131 145V144H130ZM149 145H151V144H149ZM200 146H201V144H199ZM234 145V144H233ZM245 145V144H244ZM248 145V144H247ZM36 146H38V145H36ZM73 146V145H72ZM140 146V145H139ZM174 146V145H173ZM219 146V145H218ZM221 146V145H220ZM40 147H41V145H40ZM47 147V146H46ZM104 146H102V148H103ZM170 147V146H169ZM225 147H227L226 145H225ZM234 147V146H233ZM236 147V146H235ZM249 147V146H248ZM251 147V146H250ZM8 148V147H7ZM27 148V147H26ZM29 148V147H28ZM216 148V147H215ZM229 148V147H228ZM252 148V147H251ZM259 147H257V149H258ZM3 149V148H2ZM10 149V148H9ZM36 149V148H35ZM39 149V148H38ZM75 149V148H74ZM220 149V148H219ZM218 149V150H219ZM222 149V148H221ZM230 149V148H229ZM232 149V148H231ZM238 149V148H237ZM245 149H246V146H245ZM248 149H250V148H248ZM32 150V149H31ZM165 150V149H164ZM226 150V149H225ZM234 149H232L231 151H233ZM2 151V150H1ZM8 151V150H7ZM7 151H5V152H7ZM30 151V150H29ZM35 151V150H34ZM42 151V150H41ZM40 151V152H41ZM66 151V150H65ZM75 151V150H74ZM170 151H172V150H170ZM169 151V152H170ZM220 151H222V150H220ZM242 151V150H241ZM246 151H248V150H246ZM5 152H3V153H5ZM21 152H23V151H21ZM28 152V151H27ZM208 152V151H207ZM235 152H237V151H235ZM244 152V151H243ZM251 152V151H250ZM2 153V152H1ZM0 153V154H1ZM2 153V154H3ZM35 153V152H34ZM174 153V152H173ZM215 153V152H214ZM246 153H249V152H246ZM256 153H257V151H256ZM259 153V152H258ZM57 154V153H56ZM65 154V153H64ZM175 154V153H174ZM220 154V153H219ZM228 154H230L229 152H228ZM6 155V154H5ZM158 155H159V153H158ZM163 155H165V154H163ZM162 155V156H163ZM169 155V154H168ZM176 155V154H175ZM181 155V154H180ZM199 155V154H198ZM226 155V154H225ZM251 155V154H250ZM3 156H4V154H3ZM19 156V155H18ZM50 156V155H49ZM70 156V155H69ZM178 156V155H177ZM209 156V155H208ZM9 157H10V153H9ZM24 157V156H23ZM27 157V156H26ZM41 157V156H40ZM54 157V156H53ZM155 157V156H154ZM159 157V156H158ZM179 157V156H178ZM196 157V156H195ZM229 157V156H228ZM39 158V157H38ZM37 158V159H38ZM44 158V157H43ZM65 158V157H64ZM68 158V157H67ZM71 158V157H70ZM76 158V157H75ZM78 158V157H77ZM164 158V157H163ZM168 158V157H167ZM206 158V157H205ZM234 158V157H233ZM45 159V158H44ZM72 159H73V157H72ZM71 159V160H72ZM148 159V158H147ZM151 159V158H150ZM166 159V158H165ZM175 159V158H174ZM188 159V158H187ZM200 159V158H199ZM204 159V158H203ZM220 159H221V157H220ZM18 160V159H17ZM48 159H46V161H47ZM167 160V159H166ZM168 160H169V158H168ZM168 160H167V162H168ZM215 160V159H214ZM222 160V159H221ZM34 161V160H33ZM36 161V160H35ZM34 161V162H35ZM40 161V160H39ZM42 161V160H41ZM53 161V160H52ZM54 161H56V160H54ZM170 161V160H169ZM197 161V160H196ZM199 161V160H198ZM210 161V160H209ZM22 162V161H21ZM51 162V161H50ZM75 162V161H74ZM166 162V161H165ZM166 162V163H167ZM178 162V161H177ZM205 162V161H204ZM208 162V161H207ZM223 162V161H222ZM247 162V161H246ZM18 163H20V162H18ZM29 163H30V161H29ZM40 163V162H39ZM57 163V162H56ZM243 163V162H242ZM35 164V163H34ZM37 164H38V162H37ZM72 163H70V165H71ZM147 164V163H146ZM169 164V163H168ZM203 164V163H202ZM202 164H200V165H202ZM237 164H238V162H237ZM251 164V163H250ZM42 165H44V164H42ZM47 165V164H46ZM60 165V164H59ZM199 165V164H198ZM207 165V164H206ZM239 165H241V164H239ZM243 165H245V163L243 164ZM247 165H249V163H247ZM31 166H33V165H31ZM37 166V168H38V165H36ZM39 166L41 167V170H43V168H42V166H41V164H39ZM66 166V165H65ZM176 166V165H175ZM179 166V165H178ZM187 166H188V164H187ZM30 167V166H29ZM47 167V166H46ZM67 167V166H66ZM166 167V166H165ZM184 167V166H183ZM190 167V166H189ZM247 167H249V166H247ZM246 167V165H245V167H243L244 168V170H245V172H251L254 176V179H257V183H258V185H256V184H254L255 186V188H257V189H259V190H261V189H264V175H263V177H262V175H260V169H254L253 168V166H252V170H250L249 168H247ZM259 167V166H258ZM19 168V167H18ZM34 168H36L35 166H34ZM49 168V167H48ZM51 169L52 168H54V167H50ZM49 168V169H50ZM60 168V167H59ZM70 168V167H69ZM86 168V167H85ZM180 168V167H179ZM251 168V167H250ZM17 169V168H16ZM23 169V168H22ZM40 169V168H39ZM169 169V168H168ZM173 169V168H172ZM192 169V168H191ZM202 169V168H201ZM229 169H231V168H229ZM20 170V169H19ZM36 170H38V169H36ZM56 170V169H55ZM77 169H75V171H76ZM83 170V169H82ZM180 170V169H179ZM182 170V169H181ZM243 170V169H242ZM243 170V171H244ZM28 171V170H27ZM52 171V170H51ZM67 171V170H66ZM79 171V170H78ZM106 171V170H105ZM176 171V170H175ZM185 171V170H184ZM190 172H191V170H189ZM194 171L195 170H193L192 172L194 173ZM201 171V170H200ZM263 171V170H262ZM38 172V171H37ZM39 172H40V174H41V171L39 170ZM81 172V171H80ZM102 172H103V170H102ZM205 172V171H204ZM207 172V171H206ZM217 172V171H216ZM229 172V171H228ZM233 172V171H232ZM231 172V173H232ZM239 172V171H238ZM241 172V171H240ZM239 172V173H240ZM24 173V172H23ZM68 173V172H67ZM96 173V172H95ZM192 173V174H193ZM196 174L198 173V172H195ZM214 173V172H213ZM9 174V173H8ZM22 174V173H21ZM47 174V173H46ZM62 174V173H61ZM65 174V173H64ZM195 174V175H196ZM206 174V173H205ZM229 174V173H228ZM10 175V174H9ZM12 175H14V174H12ZM20 175V174H19ZM39 175V174H38ZM74 175V174H73ZM198 175H199V173H198ZM197 175V176H198ZM202 175V174H201ZM40 176V175H39ZM43 176H45L44 174H43ZM69 176V175H68ZM77 176V175H76ZM128 176V175H127ZM188 176H189V174H188ZM192 176V175H191ZM190 176V177H191ZM193 176H194V174H193ZM218 176V175H217ZM230 176V175H229ZM235 176V175H234ZM9 177V176H8ZM27 177V176H26ZM26 177L24 178V177H22V178H20V180H18L17 179V181H15L16 183L14 184V185H12V186H4V189H3V192L5 193V194H7V195H10V196H12V197H17V198H20V197H26L27 196V189H26V187H24V186H26L27 185V182H26ZM29 177H31V175L29 176ZM41 177V176H40ZM136 177V176H135ZM178 177H179V175H178ZM203 177V176H202ZM216 177V176H215ZM219 177V176H218ZM225 177V176H224ZM3 178V177H2ZM39 178V177H38ZM45 178V177H44ZM124 178V177H123ZM195 178H196V176H195ZM204 178V177H203ZM221 178V177H220ZM10 179H12V178H9V180ZM59 179V178H58ZM69 179V178H68ZM72 179V178H71ZM87 179V178H86ZM122 179V178H121ZM135 179V178H134ZM158 179V178H157ZM197 179V178H196ZM13 180V179H12ZM176 180H178V179H176ZM195 180V179H194ZM222 180V179H221ZM230 180V179H229ZM11 181V180H10ZM104 181V180H103ZM186 181V180H185ZM216 181V180H215ZM214 181V182H215ZM255 181V180H254ZM82 182V181H81ZM90 182V181H89ZM164 182V181H163ZM180 182V181H179ZM183 183H185L184 181H182ZM187 182V181H186ZM193 182V181H192ZM210 182V181H209ZM229 182V181H228ZM3 183V182H2ZM2 183H1V186H2ZM39 183V182H38ZM118 183V182H117ZM199 183V182H198ZM207 183H208V180H207ZM218 183V182H217ZM34 184H35V182H34ZM95 184V183H94ZM126 184V183H125ZM187 184H188V182H187ZM219 184V183H218ZM248 184V183H247ZM4 185V184H3ZM38 185V184H37ZM40 185H41V182H40ZM39 185V186H40ZM73 185V184H72ZM119 185V184H118ZM178 185V184H177ZM203 185V184H202ZM208 185V184H207ZM210 185V184H209ZM214 185V184H213ZM244 185H246V184H244ZM29 186V185H28ZM32 186H34V185H32ZM39 186H37L38 188H39ZM42 186V185H41ZM67 186V185H66ZM70 186V185H69ZM148 186V185H147ZM187 186V185H186ZM36 187V188H37ZM68 187V186H67ZM66 187V188H67ZM72 187V186H71ZM123 187V186H122ZM126 187V186H125ZM140 187V186H139ZM210 187V186H209ZM226 187V186H225ZM84 188V187H83ZM132 188H135V189H137V187H135V186H132ZM188 188V187H187ZM205 188H207L206 186H205ZM214 188V187H213ZM219 188V187H218ZM2 189V188H1ZM29 189V188H28ZM32 189V188H31ZM53 189V188H52ZM76 189V188H75ZM93 189H94V187H93ZM223 189V188H222ZM77 190V189H76ZM1 191V190H0ZM29 191H30V189H29ZM31 191H33V190H31ZM30 191V192H31ZM70 191V190H69ZM85 191V190H84ZM34 192V191H33ZM68 192V191H67ZM78 192V191H77ZM29 193V192H28ZM39 193H41V192H39ZM79 193V192H78ZM223 193H225V192H223ZM49 194V193H48ZM87 194V193H86ZM50 195V194H49ZM40 196V195H39ZM38 196V197H39ZM76 196V195H75ZM86 196V195H85ZM91 196H93V195H91ZM226 196V195H225ZM3 197V196H2ZM29 197H31V196H29ZM37 197V198H38ZM45 197V196H44ZM52 197V196H51ZM60 197V196H59ZM68 197V196H67ZM90 197V196H89ZM222 197V196H221ZM54 198V197H53ZM52 198V199H53ZM65 198V197H64ZM183 198V197H182ZM1 199V198H0ZM3 199V198H2ZM21 199H24V198H21ZM29 199V198H28ZM56 199H57V197H56ZM63 199V198H62ZM71 199V198H70ZM73 199H75V198H73ZM178 199V198H177ZM180 199V198H179ZM185 199H186V197H185ZM184 199V201H186ZM230 199V198H229ZM4 200V199H3ZM2 200V201H3ZM13 200V199H12ZM20 200V199H19ZM31 200H33V199H31ZM41 200V199H40ZM54 200V199H53ZM182 200V199H181ZM180 200V201H181ZM6 201H7V199H6ZM33 201H35V203H37L38 201H37V199L36 198H34V200ZM95 201V200H94ZM177 201V200H176ZM12 202H14V201H12ZM23 202V201H22ZM88 202V201H87ZM182 202H183V200H182ZM24 203V202H23ZM22 203V204H23ZM30 203V202H29ZM35 203H33V204H35ZM95 203V202H94ZM171 203V202H170ZM175 203V202H174ZM173 203V204H174ZM178 204H179V202H177ZM78 204V203H77ZM89 204V203H88ZM172 204V203H171ZM182 204V203H181ZM185 204V203H184ZM6 205V204H5ZM25 205H27V204H25ZM29 205V204H28ZM32 205V204H31ZM36 205V204H35ZM38 205V204H37ZM36 205V206H37ZM20 206V205H19ZM35 206V207H36ZM39 206V205H38ZM37 206V207H38ZM91 206V205H90ZM170 206V205H169ZM182 206V205H181ZM171 207V206H170ZM27 208V207H26ZM172 208V207H171ZM175 208V207H174ZM11 209V208H10ZM18 209V208H17ZM36 209V208H35ZM51 209V208H50ZM97 209V208H96ZM103 209V208H102ZM176 209V208H175ZM22 210H23V208H22ZM46 210V209H45ZM89 210V209H88ZM171 210V209H170ZM41 211H43V210H41ZM53 211V210H52ZM59 211V210H58ZM90 211V210H89ZM93 211V210H92ZM167 211V210H166ZM216 211V210H215ZM28 212V211H27ZM87 212V211H86ZM91 212V211H90ZM170 212V211H169ZM176 212V211H175ZM178 212H179V209H178ZM84 213V212H83ZM212 213H214L213 211H212ZM211 213V214H212ZM42 214H44V213H42ZM93 214V213H92ZM100 214V213H99ZM220 214V213H219ZM41 215V214H40ZM168 215V214H167ZM173 215V214H172ZM209 215V214H208ZM214 215V214H213ZM52 216V215H51ZM90 216V215H89ZM94 216V215H93ZM92 216V217H93ZM164 216V215H163ZM169 216V215H168ZM174 216V215H173ZM176 216V215H175ZM45 217V216H44ZM48 217H49V215H48ZM88 217V216H87ZM101 217V216H100ZM210 217V216H209ZM213 217V216H212ZM27 218V217H26ZM30 218V217H29ZM39 218V217H38ZM47 218V217H46ZM58 218H60V217H58ZM81 218V217H80ZM165 218V217H164ZM163 218V219H164ZM168 218V217H167ZM34 219V218H33ZM97 219V218H96ZM41 220V219H40ZM59 220H61V219H59ZM84 220V219H83ZM106 220V219H105ZM171 220V219H170ZM174 220V219H173ZM31 221V220H30ZM34 221V220H33ZM37 221H38V219H37ZM66 221V220H65ZM73 221V220H72ZM98 221H100V220H98ZM162 222H164V220H161ZM160 221V222H161ZM165 221H166V218H165ZM229 221L230 220H228L227 221V223H226V221H225V224H224V222H215V226H216V228H215V230H213V229H211V228H206L204 231H195V232H193L192 231V233H191V235L193 236L192 237V240H190L191 241V245L193 246V248H191V249H189L188 251L186 250L185 252H184V248L185 247H183L182 249L180 248V247H178V250H180V252L178 253V255H176L174 258H172V259H174L173 260V262L171 263V264H182L183 263V261H184V259L185 258H188V259H193V260H196V262H198V264H205V260L207 261V264H264V238H262L263 236H262V234H261V231H260V234H258L257 236H252V235H254V234H251L250 236H246V234L243 232V226H241L240 225V223L238 222V223H236L235 222V224L234 225H231V223H229ZM25 222V221H24ZM86 222V221H85ZM91 222V221H90ZM169 222V221H168ZM171 222V221H170ZM231 222V221H230ZM26 223V222H25ZM41 224H42V222H40ZM159 223V222H158ZM109 224V223H108ZM160 224V223H159ZM159 224H157V225H159ZM225 225H228V226H225ZM79 226V225H78ZM82 226V225H81ZM161 226V225H160ZM35 227V226H34ZM157 227V226H156ZM159 229V228H158ZM155 230H157V229H155ZM159 231V230H158ZM186 231V230H185ZM96 232V231H95ZM157 232V231H156ZM104 233H105V231H104ZM158 233V232H157ZM189 233V234H190ZM159 234V233H158ZM157 234V235H158ZM238 234V235H237ZM95 235V234H94ZM97 235V234H96ZM251 236L253 237V238H251ZM154 237H155V235H154ZM240 238V239H239ZM212 241L214 242V244L216 245V247L215 248H211V246L212 245H210L209 246V244H211L212 243ZM191 247V246H190ZM195 247H196V249H195ZM25 248V247H24ZM200 250V251H199ZM197 251H199V253H197ZM35 253V252H34ZM50 252H44V253H41V252H39V253H35L36 254V258L33 260V261H31L30 263H28V264H39L40 262H44V263H46V264H58V261H57V259H55V258H52L51 256H50V254H49ZM227 253V254H226ZM224 254H225V256H224ZM7 257V256H6ZM25 258V257H24ZM6 259V258H5ZM7 260V259H6ZM10 260V259H9ZM12 260V259H11ZM24 260V259H23ZM8 261V260H7ZM20 261H22V260H20ZM1 262V261H0ZM5 262V261H4ZM3 262V263H4ZM22 262H24V261H22ZM22 262H20V263H22ZM8 263V262H7ZM6 263V264H7ZM69 262H67V264H68ZM15 264V263H14ZM17 264H19V263H17ZM26 264V263H25Z\"/></svg>",
  "mask_w": 264,
  "mask_h": 264
}]
</instances>
